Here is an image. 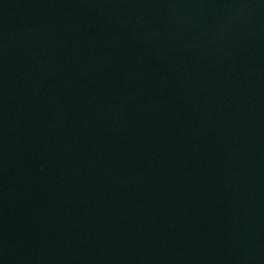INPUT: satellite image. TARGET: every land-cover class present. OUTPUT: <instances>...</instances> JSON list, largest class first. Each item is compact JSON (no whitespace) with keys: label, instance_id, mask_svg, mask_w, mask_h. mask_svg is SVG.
<instances>
[{"label":"water","instance_id":"95a60500","mask_svg":"<svg viewBox=\"0 0 264 264\" xmlns=\"http://www.w3.org/2000/svg\"><path fill=\"white\" fill-rule=\"evenodd\" d=\"M0 264H264V0H0Z\"/></svg>","mask_w":264,"mask_h":264}]
</instances>
